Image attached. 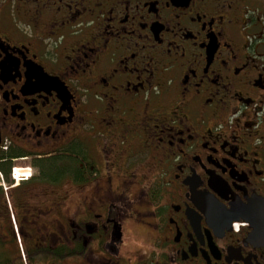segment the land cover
Segmentation results:
<instances>
[{"label": "flooded vegetation", "instance_id": "flooded-vegetation-1", "mask_svg": "<svg viewBox=\"0 0 264 264\" xmlns=\"http://www.w3.org/2000/svg\"><path fill=\"white\" fill-rule=\"evenodd\" d=\"M0 264H264V0H0Z\"/></svg>", "mask_w": 264, "mask_h": 264}, {"label": "trees", "instance_id": "trees-1", "mask_svg": "<svg viewBox=\"0 0 264 264\" xmlns=\"http://www.w3.org/2000/svg\"><path fill=\"white\" fill-rule=\"evenodd\" d=\"M4 159H5V161L7 160V158H4ZM53 168H54V166H52V165H49V166L46 165V166H44L43 171L46 173L54 174L56 172H54Z\"/></svg>", "mask_w": 264, "mask_h": 264}, {"label": "rangeland", "instance_id": "rangeland-1", "mask_svg": "<svg viewBox=\"0 0 264 264\" xmlns=\"http://www.w3.org/2000/svg\"><path fill=\"white\" fill-rule=\"evenodd\" d=\"M16 169H17V175H15V177H17L16 180H18L19 177L22 176L25 172L21 170L20 168H16Z\"/></svg>", "mask_w": 264, "mask_h": 264}]
</instances>
